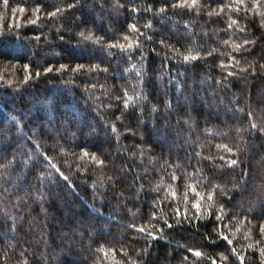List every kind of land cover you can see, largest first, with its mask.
I'll use <instances>...</instances> for the list:
<instances>
[{"label": "trees", "instance_id": "obj_1", "mask_svg": "<svg viewBox=\"0 0 264 264\" xmlns=\"http://www.w3.org/2000/svg\"><path fill=\"white\" fill-rule=\"evenodd\" d=\"M0 264H264V0H0Z\"/></svg>", "mask_w": 264, "mask_h": 264}, {"label": "snow or ice", "instance_id": "obj_2", "mask_svg": "<svg viewBox=\"0 0 264 264\" xmlns=\"http://www.w3.org/2000/svg\"><path fill=\"white\" fill-rule=\"evenodd\" d=\"M233 163H235V161H233Z\"/></svg>", "mask_w": 264, "mask_h": 264}]
</instances>
